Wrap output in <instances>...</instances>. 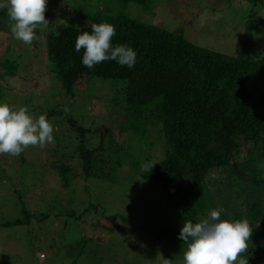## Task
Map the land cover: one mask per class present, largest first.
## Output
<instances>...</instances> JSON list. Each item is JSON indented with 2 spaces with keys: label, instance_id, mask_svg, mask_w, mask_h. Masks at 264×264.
I'll list each match as a JSON object with an SVG mask.
<instances>
[{
  "label": "rangeland",
  "instance_id": "obj_1",
  "mask_svg": "<svg viewBox=\"0 0 264 264\" xmlns=\"http://www.w3.org/2000/svg\"><path fill=\"white\" fill-rule=\"evenodd\" d=\"M99 12H124L227 56L264 54V0H152L145 8L117 0H47L48 24L38 26L39 39L31 45L14 39L9 19L0 17V103L24 106L34 118L45 115L54 128L53 142L44 147L29 146L19 156L0 154V264H164L165 259L183 264V223L161 188L141 176L164 158L159 130L154 126L140 136L122 129V83L94 79L70 97L48 61L47 35L61 25L79 27ZM251 85L252 103L264 112L262 83ZM68 118L89 130L84 145L104 162L88 177L78 157L81 140ZM243 147L236 165L204 176L201 215L193 223L223 209L220 218L227 212L235 221L257 222L247 249L264 250V159L245 160L253 146ZM61 165L70 169L66 186L55 169ZM15 220L24 221L5 226ZM262 252L256 260L242 257L264 264Z\"/></svg>",
  "mask_w": 264,
  "mask_h": 264
},
{
  "label": "trees",
  "instance_id": "obj_2",
  "mask_svg": "<svg viewBox=\"0 0 264 264\" xmlns=\"http://www.w3.org/2000/svg\"><path fill=\"white\" fill-rule=\"evenodd\" d=\"M117 1L145 8L152 0ZM74 11L78 13L79 10ZM0 17L9 19L7 9L0 11ZM86 19L79 27L61 25L55 33L46 36V55L52 72L63 92L70 97L94 79L122 83L120 102L126 122L122 129L142 136L155 126L164 149L160 162L152 165L150 171L147 167L141 171L142 180L161 188L168 205L177 212L183 224L189 220L194 222L201 215H198V203L205 193L206 173L236 165L243 143L253 146L245 153V160L250 156L264 159V112L252 103L251 85L257 80L264 88V54L259 59L242 54L227 56L196 46L176 33L131 19L124 12L111 15L99 12L89 14ZM101 22L115 26L113 46L125 44L137 53L131 69L121 67L114 60L104 61L91 69L82 64L84 50H75L76 37L83 31L91 32L92 23ZM261 96L264 99V93ZM67 123L81 140L78 157L88 177L93 166L104 162L97 160L96 150L84 145L89 130L71 118ZM55 169L66 186L64 178L70 169L64 165ZM22 213L24 220L30 219L27 211ZM222 215L226 216L222 220L235 222V215L227 212ZM24 220H15L5 226L20 225ZM124 223L131 225L126 220ZM255 224L257 222L249 226H257ZM262 251L260 248L247 249L242 255L256 260L260 259Z\"/></svg>",
  "mask_w": 264,
  "mask_h": 264
},
{
  "label": "clouds",
  "instance_id": "obj_3",
  "mask_svg": "<svg viewBox=\"0 0 264 264\" xmlns=\"http://www.w3.org/2000/svg\"><path fill=\"white\" fill-rule=\"evenodd\" d=\"M0 8L7 9L13 38L24 44L31 45L38 40L36 29L48 24L47 0H4ZM90 27L91 32L83 31L75 40V50H84L82 64L85 67L91 69L109 60L129 69L135 65L137 53L131 46L112 45L116 35L114 25L101 22L92 23ZM53 131L45 115L34 118L24 106L17 109L0 103V154L19 156L29 146L44 147L53 142ZM151 166L146 170L150 171ZM222 211L211 210L207 218L199 222L184 221L179 233L186 245L182 248L183 264H248L242 254L247 251L252 229L246 220H221ZM164 264H172V261L165 259Z\"/></svg>",
  "mask_w": 264,
  "mask_h": 264
},
{
  "label": "built area",
  "instance_id": "obj_4",
  "mask_svg": "<svg viewBox=\"0 0 264 264\" xmlns=\"http://www.w3.org/2000/svg\"><path fill=\"white\" fill-rule=\"evenodd\" d=\"M44 256L43 255H40V258H43Z\"/></svg>",
  "mask_w": 264,
  "mask_h": 264
},
{
  "label": "crops",
  "instance_id": "obj_5",
  "mask_svg": "<svg viewBox=\"0 0 264 264\" xmlns=\"http://www.w3.org/2000/svg\"><path fill=\"white\" fill-rule=\"evenodd\" d=\"M43 258H45V257H43ZM43 258H40V259H43Z\"/></svg>",
  "mask_w": 264,
  "mask_h": 264
}]
</instances>
